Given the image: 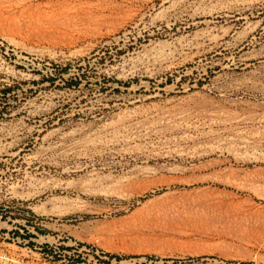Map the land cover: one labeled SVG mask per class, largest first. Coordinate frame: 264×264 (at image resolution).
<instances>
[{
	"label": "rangeland",
	"instance_id": "374dc122",
	"mask_svg": "<svg viewBox=\"0 0 264 264\" xmlns=\"http://www.w3.org/2000/svg\"><path fill=\"white\" fill-rule=\"evenodd\" d=\"M208 25L264 44V0H0V225L27 222L3 245L22 264H264V120H241L264 100L232 90ZM144 168L152 185H108Z\"/></svg>",
	"mask_w": 264,
	"mask_h": 264
},
{
	"label": "bare ground",
	"instance_id": "6f19581e",
	"mask_svg": "<svg viewBox=\"0 0 264 264\" xmlns=\"http://www.w3.org/2000/svg\"><path fill=\"white\" fill-rule=\"evenodd\" d=\"M240 1V0H236ZM239 5V4H238ZM214 9V8H213ZM245 9V8H244ZM253 9V3H249L246 6L245 10H252ZM208 9L204 8H196L195 9V15L200 13H212V9H209L210 11H206ZM251 16V13L249 14ZM231 17V16H230ZM248 16H242L239 17V19H247ZM209 26V25H208ZM206 27L199 32H197V36H200L201 39H204L208 43L211 44V49L216 48L220 49L221 52H227L228 55L223 56L222 60H219L217 65L222 67V69L226 70H242L244 71L242 75V78H237L239 81H234L232 83V90L235 92H241V93H248L253 94L256 96L262 97L264 100V44L261 43V38L258 36V32L255 31L256 29H252V32H249V25L243 27L242 30L236 31L234 33V39L232 41H225L226 40V34L228 30H231V28H223V26L217 27L215 26H209ZM227 29V30H226ZM225 32V33H223ZM205 44L203 42H197L196 44L193 42L186 43V44H180L179 50L185 48H196V47H204ZM259 46V47H258ZM221 52H218L221 54ZM223 55V54H221ZM264 102V101H263ZM240 117V116H239ZM171 119V118H170ZM126 118L116 122H109L105 126V130L115 129L119 133L122 131L123 127L126 128L125 125ZM147 120V119H146ZM239 120V119H238ZM242 122H255V121H263L264 115L260 114H249L244 116L242 119ZM122 122L120 125L119 123ZM184 124V123H183ZM206 129V128H205ZM111 135V134H110ZM74 138V136H73ZM70 138H67L66 140L60 141L57 143L58 146H61V153L63 156H69L73 153H78L80 148H88L91 145H96L99 142V138L96 136H91L89 139L83 141V143H79V140H73L69 141ZM67 142H70L69 144H66ZM106 143V142H105ZM250 144V140L246 142V146ZM70 147V148H68ZM110 147V146H109ZM91 149V148H90ZM222 154V153H221ZM195 158V157H194ZM253 158V157H252ZM171 159V158H170ZM176 160V159H175ZM144 162V161H143ZM157 172H154L152 169L144 168L139 171H135L131 174H128L126 176H122L120 179L115 180L112 178V176H106L110 179V182L108 185H119V187L126 186L128 190L131 193L136 192L137 187L140 186H149L152 185L151 181L149 180L152 176L157 175ZM155 178V177H154ZM97 180V179H96ZM103 178H101V184H102ZM107 180V179H106ZM89 181H94V179H91ZM102 186V185H101ZM91 189V188H90ZM88 186H83L80 189L81 193L89 194L92 192ZM102 193L106 195L110 194H117L120 197H123L127 195L128 193H120L115 191H109V190H102ZM52 214H56L55 211H52ZM6 224L2 222V227H5Z\"/></svg>",
	"mask_w": 264,
	"mask_h": 264
},
{
	"label": "built area",
	"instance_id": "2783aa9c",
	"mask_svg": "<svg viewBox=\"0 0 264 264\" xmlns=\"http://www.w3.org/2000/svg\"><path fill=\"white\" fill-rule=\"evenodd\" d=\"M2 218L3 217L1 216V219ZM5 222L7 223L5 227L0 226V240H2V242L0 243V264H22L24 263L26 256H24L23 254H19L18 252H13V249H9V247H5V246L3 247V245L5 244L8 246H15L16 243L13 237L16 234V231L14 230L21 228L22 230L19 231L21 232L22 235L24 228L28 229L26 225L27 222L24 220L23 223L19 222L18 225H14L15 224L14 221L12 222L11 225H8L9 220ZM21 235H18L17 237L18 240L21 239ZM18 242L20 243L21 241Z\"/></svg>",
	"mask_w": 264,
	"mask_h": 264
}]
</instances>
